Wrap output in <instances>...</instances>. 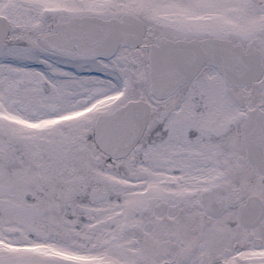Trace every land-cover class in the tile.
<instances>
[{
    "label": "snow or ice",
    "instance_id": "6c2138e0",
    "mask_svg": "<svg viewBox=\"0 0 264 264\" xmlns=\"http://www.w3.org/2000/svg\"><path fill=\"white\" fill-rule=\"evenodd\" d=\"M0 264H264V0H0Z\"/></svg>",
    "mask_w": 264,
    "mask_h": 264
}]
</instances>
